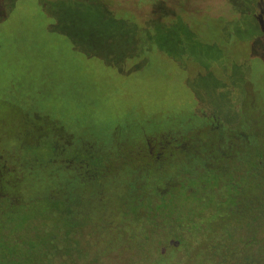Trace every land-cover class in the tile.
Returning <instances> with one entry per match:
<instances>
[{
	"label": "rangeland",
	"instance_id": "rangeland-1",
	"mask_svg": "<svg viewBox=\"0 0 264 264\" xmlns=\"http://www.w3.org/2000/svg\"><path fill=\"white\" fill-rule=\"evenodd\" d=\"M247 100L259 105L247 116L264 113V0H0V149L16 134L30 137L40 120L50 127V116L71 132L108 137L126 115L199 105L233 124ZM26 191L37 193L29 184ZM257 193L251 186L245 197ZM40 201L29 208L42 210ZM260 205H247L249 219L235 220L229 240L241 239L253 220L264 224ZM226 219L208 225L225 229ZM98 229L72 230L57 256L72 264H156L151 242L107 251ZM201 251L182 264H212ZM257 254L264 258V237Z\"/></svg>",
	"mask_w": 264,
	"mask_h": 264
},
{
	"label": "trees",
	"instance_id": "trees-1",
	"mask_svg": "<svg viewBox=\"0 0 264 264\" xmlns=\"http://www.w3.org/2000/svg\"><path fill=\"white\" fill-rule=\"evenodd\" d=\"M257 108L255 100L238 105L233 124L217 109L129 114L108 137L71 132L50 116L45 130L40 120L30 137L14 135L0 149V264H72L59 249L69 247L72 230L91 224L107 251L151 242L156 264H182L198 247L212 264H264L257 219L241 239L226 237L235 220L249 219L247 205L264 202V113L246 115ZM27 184L37 192L32 197ZM251 186L258 193L246 199ZM40 199L42 210L34 208ZM224 216L227 228L208 225Z\"/></svg>",
	"mask_w": 264,
	"mask_h": 264
},
{
	"label": "flooded vegetation",
	"instance_id": "flooded-vegetation-1",
	"mask_svg": "<svg viewBox=\"0 0 264 264\" xmlns=\"http://www.w3.org/2000/svg\"><path fill=\"white\" fill-rule=\"evenodd\" d=\"M222 59V58H221ZM223 61V60H222ZM214 73V72H213ZM212 73V74H213ZM226 75H229V73H226ZM214 76H215V74H214ZM216 77V76H215ZM223 77V76H222ZM217 79H218V77H216ZM220 78H221V76H220ZM223 79V78H222ZM200 107H202V108H200ZM211 109L212 108H209V107H206V106H204V105H199L197 108H195L193 111H195V112H197V113H199V114H204V113H211Z\"/></svg>",
	"mask_w": 264,
	"mask_h": 264
}]
</instances>
